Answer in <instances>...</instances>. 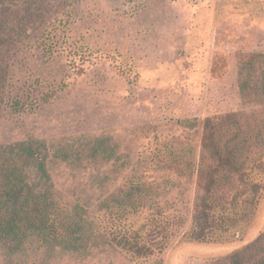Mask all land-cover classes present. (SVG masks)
Masks as SVG:
<instances>
[{"label":"rangeland","instance_id":"obj_1","mask_svg":"<svg viewBox=\"0 0 264 264\" xmlns=\"http://www.w3.org/2000/svg\"><path fill=\"white\" fill-rule=\"evenodd\" d=\"M1 47L8 84L0 145L40 139L52 154L67 153L68 162L50 160L56 187L92 214L128 175L120 167L135 166L148 146L134 127L189 137L200 161L208 118L264 110V100L240 93L241 67L264 54V0H0ZM186 120L192 129L176 125ZM94 146L107 156L93 158ZM191 189L185 223L160 264L254 262V247L247 259L233 254L264 233V195L241 238L205 245L182 239L197 227ZM13 264L135 263L93 239L76 252L34 251Z\"/></svg>","mask_w":264,"mask_h":264},{"label":"trees","instance_id":"obj_2","mask_svg":"<svg viewBox=\"0 0 264 264\" xmlns=\"http://www.w3.org/2000/svg\"><path fill=\"white\" fill-rule=\"evenodd\" d=\"M3 63L0 111L8 84ZM258 63L264 64V54L251 56L240 69L241 97L255 104L264 100V71ZM194 124L176 123L183 129ZM160 130L155 124L131 130L148 140V146L135 166L120 167L128 175L100 201L95 214L80 202L62 199L56 187L50 160L55 155L68 162L67 153L52 154L40 139L0 145V261L13 264L34 251L76 252L94 239L132 263L156 259L160 264L185 223V207L191 205L189 193L195 184L192 218L197 227L183 241L207 245L241 238L264 195V110L208 118L200 161L189 137ZM91 151L93 158L107 156L98 146ZM250 247L260 254L251 264H264V233L233 256L247 259Z\"/></svg>","mask_w":264,"mask_h":264}]
</instances>
